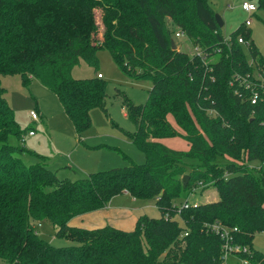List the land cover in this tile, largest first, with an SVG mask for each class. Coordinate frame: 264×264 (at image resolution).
Here are the masks:
<instances>
[{"label": "trees", "instance_id": "obj_1", "mask_svg": "<svg viewBox=\"0 0 264 264\" xmlns=\"http://www.w3.org/2000/svg\"><path fill=\"white\" fill-rule=\"evenodd\" d=\"M254 1L264 9V0ZM176 31L199 53L172 49ZM249 37L244 22L223 37L207 0H0V264H219L223 240L214 224L237 229L233 241L246 250L236 258L264 264L253 245L264 233V58ZM101 49L130 78L152 83L145 103L124 97L122 105L135 125L125 134L145 161L125 156L124 166L59 178L20 143L24 131L1 77L18 75L25 87L38 79L80 135L93 108L106 111V82L100 73L73 78L71 70L82 61L97 68ZM173 136L189 151L160 141ZM23 153L41 162L26 165ZM209 184L217 200L181 206L194 187ZM124 192L153 199L160 216L139 215L128 231L68 224ZM42 221L74 244L41 238L33 223Z\"/></svg>", "mask_w": 264, "mask_h": 264}, {"label": "rangeland", "instance_id": "obj_2", "mask_svg": "<svg viewBox=\"0 0 264 264\" xmlns=\"http://www.w3.org/2000/svg\"><path fill=\"white\" fill-rule=\"evenodd\" d=\"M207 2L214 14L222 18L223 26L220 30L225 38L241 23L249 20L250 25L247 27L250 30L249 40L254 43L264 58V9L257 8L255 13L248 14L240 8L242 0H207ZM100 16V10H95V18L99 25ZM173 38L180 50L188 53L199 50L185 36ZM243 49L248 61L252 62L247 48L243 47ZM216 55L218 54L211 56L213 60L217 58ZM97 56V68L90 67L82 61L71 70L73 78H89L100 73L106 82V111L100 107L93 108L90 112L91 125L80 135L76 133L57 96L43 86L38 79L32 78L29 86L25 87L18 75L1 77V84L5 88L4 97L13 109L20 128L24 131V143H20L26 149L42 155L44 165L54 171L59 178L78 180L91 172L124 166L127 164L125 156L137 164L145 161L144 153L125 134L134 132L135 125L124 114L122 105L124 97L134 104L145 103L152 83L149 79L130 78L122 72L105 49L99 50ZM263 81L262 79L261 85ZM31 111L38 114L37 121L31 119ZM167 118L175 129L182 132L171 114H168ZM31 129L35 131L34 136L27 134ZM160 141L169 148L183 152L189 151V144L181 136L165 137ZM20 157L26 165L41 162L38 157L28 153H23ZM225 161L219 159L220 163ZM244 164H250L251 168V164L260 166L257 161H246ZM262 178L264 184V167H262ZM190 192L180 201L187 198L190 204H197L219 198L218 192L211 184L198 185ZM118 197H121L122 204L126 203L125 196ZM135 204L139 206V211H135L137 216L142 214L154 218L160 216L153 199H137ZM33 224L40 237L53 246L74 244L71 240L56 236L54 226L48 221ZM253 245L264 253V233L255 235ZM228 264L241 263L231 256Z\"/></svg>", "mask_w": 264, "mask_h": 264}, {"label": "crops", "instance_id": "obj_3", "mask_svg": "<svg viewBox=\"0 0 264 264\" xmlns=\"http://www.w3.org/2000/svg\"><path fill=\"white\" fill-rule=\"evenodd\" d=\"M251 166L258 167L259 165L251 164ZM118 196H125L126 203L122 204L121 197ZM136 200L127 192L115 195L104 208L74 216L68 224L88 229L111 225L122 230H132L139 216L135 214V211H139L138 204H135Z\"/></svg>", "mask_w": 264, "mask_h": 264}, {"label": "built area", "instance_id": "obj_4", "mask_svg": "<svg viewBox=\"0 0 264 264\" xmlns=\"http://www.w3.org/2000/svg\"><path fill=\"white\" fill-rule=\"evenodd\" d=\"M240 8L248 14H252L257 11L258 6H257V3L253 0H242L240 4ZM244 25L248 27L250 25V21L245 20ZM181 36H184V35L180 31H176L173 34V37H176V38L181 37ZM238 42L245 43V41L242 38H238ZM196 49L198 50V47ZM98 76H101V75L99 74ZM252 102H255V97L253 98ZM30 116L33 121H37L39 119V116L35 111H31ZM27 134L29 136H32L35 134V131L31 129L30 131H28ZM22 142H24V139H22ZM189 205L190 203L188 202L187 198H185L184 201L181 202L182 207H188ZM211 229L215 231L223 240V243L221 245V256H220L219 264H228L229 258L231 256L236 258V253L246 250L245 247H242L241 245L234 243L233 241L230 231H236L237 230L236 228H233L231 230L225 226L214 224V225H211ZM236 259L241 264H248V262L245 260H239L238 258Z\"/></svg>", "mask_w": 264, "mask_h": 264}, {"label": "water", "instance_id": "obj_5", "mask_svg": "<svg viewBox=\"0 0 264 264\" xmlns=\"http://www.w3.org/2000/svg\"><path fill=\"white\" fill-rule=\"evenodd\" d=\"M215 20H216L218 26L221 28L223 26L222 18L218 14H215ZM171 47H172V49H176V44L173 41L171 42ZM187 179H188V175H185L183 177V183H185Z\"/></svg>", "mask_w": 264, "mask_h": 264}]
</instances>
